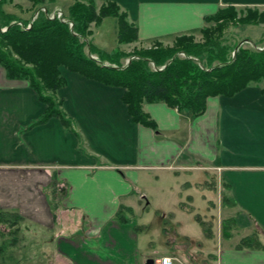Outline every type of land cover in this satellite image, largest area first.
Masks as SVG:
<instances>
[{
    "label": "crops",
    "instance_id": "0c3cea01",
    "mask_svg": "<svg viewBox=\"0 0 264 264\" xmlns=\"http://www.w3.org/2000/svg\"><path fill=\"white\" fill-rule=\"evenodd\" d=\"M108 2L119 4L136 25L139 40L128 46L139 48L197 34L220 9L264 10V0H98L99 7ZM61 73L66 86L57 96L71 130L58 118L34 124L46 105L0 64L1 214L34 222L40 232L60 226L56 256L63 264H158L163 256L174 264H264L262 87L210 98L197 118L164 103L145 104L153 130L132 121L124 89L67 69ZM208 174L219 179L225 217L215 232L195 220L203 242L182 233L187 217L174 208L179 186L194 187ZM164 175L172 180L164 183ZM148 179H163L164 192L174 196L173 210L163 212L158 244L139 234L143 226L147 234L150 229L140 225L151 205L143 183ZM55 182L66 191L56 218L50 198ZM246 238L257 244L243 246Z\"/></svg>",
    "mask_w": 264,
    "mask_h": 264
},
{
    "label": "trees",
    "instance_id": "16d2710c",
    "mask_svg": "<svg viewBox=\"0 0 264 264\" xmlns=\"http://www.w3.org/2000/svg\"><path fill=\"white\" fill-rule=\"evenodd\" d=\"M29 1L33 8L48 2ZM74 1L69 9L71 18L75 29L84 37H92L93 26L99 27L106 18L114 17L118 19L120 47L138 42V28L129 22L128 14L119 4L108 2L98 8V0ZM13 3L14 0H0V64L10 79L28 82L38 100L46 105L45 113L34 124L58 118L66 129H72V122L63 111V101L57 96L66 86L62 68L124 89L122 100L132 121L153 130H157V125L145 112V104L164 103L181 114L197 118L206 112L210 98H232L255 85L264 92V50L238 49V45L231 44L225 37L231 22L236 26L264 25V10L220 9L216 15L205 19V27L199 31L202 41H198L195 34H185L176 37L171 45L155 42L149 49L130 54L122 48L109 54L90 42H80L66 25L50 22L45 17L39 19L40 16L30 30L13 24L19 21L18 16L5 10ZM5 27L8 30L2 32ZM87 45L92 54L100 57V62L86 55ZM181 53L186 57H181ZM132 57L124 66L122 61ZM105 62L110 66H104ZM52 190L51 209L56 218L59 201L66 191L61 190L57 182ZM58 195L61 197L57 201ZM10 216L23 220L17 215L0 213V223H9ZM256 242L254 238H246L242 245L248 247Z\"/></svg>",
    "mask_w": 264,
    "mask_h": 264
},
{
    "label": "rangeland",
    "instance_id": "374dc122",
    "mask_svg": "<svg viewBox=\"0 0 264 264\" xmlns=\"http://www.w3.org/2000/svg\"><path fill=\"white\" fill-rule=\"evenodd\" d=\"M50 1L51 0H48L46 4L33 8V5L29 0H14L12 5H7L5 7V10L10 14H16L19 16L18 20L25 23L24 25H28L31 22L30 24L33 26L37 20L41 19L42 17L46 18L45 15H41L39 19L33 21V17L42 8L48 9L49 11L61 9L65 13L66 21L49 20L50 22H58L60 24L66 25L71 33L80 40V42H90L100 51L109 54L113 53L114 50L118 48H122L125 53L130 54L135 50L149 49L153 45L152 44L148 47L142 46L140 48L128 45H123L120 47L118 41V19L114 17L106 18L99 27L93 26L92 29L94 30V34L92 37H84L78 32V30L75 29V23L71 18L69 9L74 5L75 1ZM70 23L73 24V27H71ZM3 29L4 28L1 29L2 32ZM225 34V37L231 44L235 46L238 45V49L245 47L250 49L254 48L255 50L259 51L264 50V25L236 26L231 22ZM195 35L198 41L203 40L200 32ZM85 52L86 55L91 59H94L97 62L101 61L100 57L91 53L89 45H87L85 48ZM180 56L183 58L186 57V55L183 53H181ZM234 56L235 53H233V57ZM133 58L134 57L124 59L122 63L124 66H127L133 60ZM103 65L110 66L108 62L103 63ZM211 175L212 176L208 174V176L204 178L207 180L199 181L200 183L194 185V187L180 185L177 189L179 201L177 204L175 203L176 207L174 208L177 216L179 215L177 211L181 210L185 214L184 217H187V220H184L183 225L181 226L182 233L193 235L198 240L200 239L203 242L204 231L200 224L195 220L204 222L206 229L211 226L215 232L219 231L218 225L220 224L221 219L225 217V211L223 209L224 207L222 206L223 191L222 188H220L217 184V180H219L218 177L214 176L213 174ZM164 176L166 178L164 183H168L172 180L170 176ZM143 183L145 187L147 186L144 188V190L148 196L149 202H151V205L148 207V212L145 214L147 220L144 219L145 223L140 221V225L149 224L148 226L150 229H148L147 234L145 227L143 226L139 230V234L141 238L142 236L147 235L152 237L150 240L154 241L155 244H158L161 238V236L159 237L161 228L160 224L164 223L162 215L163 212H166V209L170 208V211L173 210V203L170 202V200H172L174 196L164 192L163 179H160L158 184L155 182V180L152 181L151 179L145 180ZM60 197L61 196L58 195L56 200L58 201ZM186 197H191V199L188 200ZM147 203V201L143 203L144 207H146ZM13 217L14 216L9 217V223H0V264H63V260L59 261L60 259L56 256V240L59 238V236L57 237L56 235L59 233V231H61L60 226L57 227L59 229L56 228V230L53 231L50 229L42 230L40 232L34 222L28 220L24 222L17 221V219ZM180 217H183V215ZM168 220L175 221L176 219L175 217L170 216ZM169 228L170 226L167 229ZM214 243L218 244V239H216V242ZM214 254L216 255L217 251H215Z\"/></svg>",
    "mask_w": 264,
    "mask_h": 264
},
{
    "label": "built area",
    "instance_id": "2783aa9c",
    "mask_svg": "<svg viewBox=\"0 0 264 264\" xmlns=\"http://www.w3.org/2000/svg\"><path fill=\"white\" fill-rule=\"evenodd\" d=\"M41 15H45L47 19L49 20H59V21H66L65 19V13L61 9H56L54 11H49L48 9H41L36 13V15L33 17V21L37 20ZM32 21V22H33ZM70 22V21H69ZM14 24H18L20 27H22L25 30H30L32 28V24L24 25L22 22H15ZM71 27H73V24L70 23ZM8 28H4L3 32H6ZM160 264H174L173 258L169 256L162 257L160 259Z\"/></svg>",
    "mask_w": 264,
    "mask_h": 264
},
{
    "label": "water",
    "instance_id": "95a60500",
    "mask_svg": "<svg viewBox=\"0 0 264 264\" xmlns=\"http://www.w3.org/2000/svg\"><path fill=\"white\" fill-rule=\"evenodd\" d=\"M148 264H156L153 260L149 261ZM159 264V263H158Z\"/></svg>",
    "mask_w": 264,
    "mask_h": 264
}]
</instances>
